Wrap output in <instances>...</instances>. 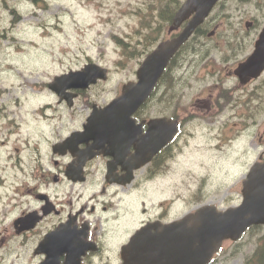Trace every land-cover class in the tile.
Here are the masks:
<instances>
[{"label":"rangeland","instance_id":"1","mask_svg":"<svg viewBox=\"0 0 264 264\" xmlns=\"http://www.w3.org/2000/svg\"><path fill=\"white\" fill-rule=\"evenodd\" d=\"M148 1L149 0H48L49 8H51L52 11L41 14L40 17H26L22 25H17L18 28H15L14 31L10 26L13 18L10 17L7 19L0 13V20L8 28L9 35H12L17 42L15 44L16 47L23 46L20 42L26 41H28L26 45H30L28 50L29 56H20L16 58V62L12 60L7 61L14 67V73L23 72L21 79L15 80L13 85L17 86V88L22 85L24 89H30L32 95H37L36 97H29L13 93L14 96L12 95L11 101L7 103V109L10 110L17 98L24 101L30 100L25 102L20 108H14L17 113V118L22 122H27L32 127L27 128L26 126L24 128L25 135L33 137L36 136L38 132H43L45 129L49 130V126L43 119L35 117L29 118L28 116L34 109V106L43 105L46 101L51 102L47 100L50 94L48 90L44 88V84L49 82V78L54 75L66 72L69 69H80L88 63L89 60H93L95 62L99 61V63L111 69L113 73L112 87H116L134 79L136 64L139 62L141 56L136 54L135 57L132 50L137 47L138 50L143 51L146 50L147 47L144 46V42L139 38L142 37L141 33L138 31L140 26L139 17L133 16L132 13L126 9L132 11L137 7L145 9ZM14 3L15 2H9V6ZM59 6L68 8L71 14L64 16V10H58ZM88 7H91V10L86 9ZM55 11L56 13H54ZM43 15H46L47 18H42ZM242 18L245 19L243 23H241ZM44 19L46 20L44 21ZM57 21H59L58 24L62 28V32L59 33V36L50 33L47 34L46 38L40 39L37 38L36 33L33 31L35 30L39 33L40 30L38 26L35 28L31 27L34 24H39L42 28L41 31L45 32L48 25H53V23ZM245 21H253L255 23V30L248 33L243 26ZM220 22L222 23L217 32L221 36L230 38L231 29H235L241 32L243 36H250V38H252L255 32L264 27V10H260L257 6H250L241 9L240 14H235V16L231 15L228 19H220L219 23ZM113 36H117L130 44L128 52L133 53L132 57L123 55V49L117 44ZM164 36L165 34L162 35V37ZM218 41L223 42L220 39ZM209 44H211V48H215L212 41H209ZM251 45L252 42L249 44L244 54L250 51ZM222 47L225 48V51L220 52L219 50L217 60L225 59L228 55L232 54L227 46ZM244 54L240 58H242ZM50 63L57 66V68L52 69ZM4 65L8 67L6 62ZM5 76L6 73L0 76V88H16L14 86H8L11 81ZM35 76L39 78L36 79ZM180 76L182 75L180 74ZM231 82L232 81H229L227 84H231ZM257 85L264 88V77L258 81ZM32 86H35L36 91L39 89V92H33L31 89ZM18 89L20 91V88ZM40 93H42V95H40ZM104 95L105 98L102 97L100 102H104L105 99L108 98V94L105 93ZM192 95L193 94H190L189 96ZM262 97H264L263 92ZM6 98V95L1 98L0 104H2L3 100ZM17 101L19 100L17 99ZM85 106L86 99H79L72 111L75 114L74 123L77 125L80 124L81 117L87 113L84 110ZM255 106L254 117L259 126L255 129L254 135L258 134L259 131H264V116L259 114V106L257 104H255ZM242 108L248 110L251 107L247 106V108ZM247 114L250 115V111H247ZM242 115L245 116L240 108L235 109L229 114L226 111L223 112L213 124L217 127L214 137H210L208 140H206L204 134L199 131L201 127L189 126L188 130L191 139L196 143L193 156L187 157L183 161L188 169H197L198 167L194 164L195 161H197L196 164L199 166V170L196 174L190 172L191 174L186 173L184 177H176L172 194L176 196L177 200H183V195L186 194L187 187H189L186 186L184 182L188 178H192V181L195 182L201 175L203 177H200L199 181H203L205 178L211 176L212 180L208 183L211 184V187L208 190L216 189L218 187L217 182L221 180L224 191L222 194L216 195L219 199L210 201L218 206H222L223 199L228 196V189L230 187L233 190L240 188V184H236L244 179L249 167L258 159L260 154L264 152L263 142L256 141L248 136L241 137V132L244 128ZM6 129V126L0 125V141H5L7 133L2 132ZM50 134L51 131L49 130L47 135L52 139ZM235 136H237L238 140L230 144L231 140L234 141L232 137ZM185 137L186 136H183L180 142L181 151L184 149L183 144ZM227 137L228 139L226 140ZM205 141H207L206 144H204ZM214 143L215 147L223 149L217 150L214 147ZM222 143L223 147L220 146ZM204 146L208 149L207 152L204 151ZM245 146L248 151L254 152L249 162L246 156H243L242 151L243 149L246 150ZM259 146L261 147L259 148ZM212 148L214 149L212 150ZM4 153L5 149L2 150L1 155L3 156ZM172 165L178 166L179 164L176 163V160H173ZM219 171H221L219 174L223 176L216 181V174L213 172L218 173ZM5 183L8 184V187L13 188L11 179H6ZM199 184L202 183L199 182ZM27 207L28 206L19 207L16 212L20 213ZM181 215H183V213L176 217H180Z\"/></svg>","mask_w":264,"mask_h":264},{"label":"water","instance_id":"2","mask_svg":"<svg viewBox=\"0 0 264 264\" xmlns=\"http://www.w3.org/2000/svg\"><path fill=\"white\" fill-rule=\"evenodd\" d=\"M217 0H190L184 12L188 14L196 11L197 16L186 27V30L177 39L165 45L160 52L148 63L146 71L149 80L145 83L152 82L160 72L161 62L167 58L172 52H175L179 46L189 37L195 27L200 24L204 17L208 14L211 7ZM184 19V13L179 14L177 21ZM261 44L259 49L262 48ZM264 56V49L259 55H255L251 59L250 66H255L260 71L264 68V62L261 59ZM157 62L159 66H157ZM151 78V79H150ZM244 202L241 207L221 216L214 224L207 226V247L200 250H194L183 256L175 257L174 264H206L216 252L222 241L227 238L237 240L243 232L251 225L264 224V164L256 165L249 176L248 181L244 184ZM214 227V231L212 230Z\"/></svg>","mask_w":264,"mask_h":264},{"label":"flooded vegetation","instance_id":"3","mask_svg":"<svg viewBox=\"0 0 264 264\" xmlns=\"http://www.w3.org/2000/svg\"><path fill=\"white\" fill-rule=\"evenodd\" d=\"M216 87H217L216 90L217 92L218 86ZM50 154L53 155L52 152H50ZM71 160L72 158L69 155L65 158H59L53 155V165L56 167L60 165V162L67 164ZM109 160L110 159H104L102 157L98 159V161L104 162L105 166ZM66 164H61L63 165V167L61 166L60 169L58 168L54 176H51L46 173L45 175H42L38 179L39 180L38 189H36L32 193L36 201L35 205L32 209H29L25 213H22V215L33 211V213H37V215L38 214L41 216L43 215V218L34 228L25 229L27 230V232H23L22 236L26 238L29 237V239L38 242L40 238H44V236L50 234L51 232L55 231L59 226L68 222L72 223V227L74 229L72 230L75 232L74 234L80 232V230H83V228L85 227L87 233V239L90 242L95 243L98 246V250L96 252L87 253V255L83 258L82 264H95V260L98 257H100L103 251L105 250L103 244L104 241L108 243L112 242V240H114L117 237V235L120 233L122 229V225H121L122 220H127V219L131 220L132 218L128 217L123 219L120 218L114 221H104L99 216L98 211H96L94 208L93 209H88L85 207L81 208L78 205L77 206L72 205L71 202H68L67 204L71 205L73 209L69 210L66 213L67 209L63 204L62 200H60L61 198L64 199L66 197L65 193L67 192L68 183L72 185V181H68V179L65 177ZM42 172L44 173L45 171L42 170ZM87 175L89 179L91 175L90 170H88ZM53 189H57V190L62 189V191L53 192ZM41 200H44V202H42ZM45 201L47 202L46 205H45ZM97 225H99L101 229H98ZM12 228L15 231L16 229L18 230L22 229L20 225L16 226L14 222L12 224ZM130 235L131 233L128 235V237ZM128 240L126 241V243L128 242ZM122 246L120 247L119 252L116 253V255L114 256L117 257V260L119 262L115 261L112 264H123V261L121 260ZM114 257L110 258L108 264L112 262V259ZM65 258L66 255H63L62 262H64Z\"/></svg>","mask_w":264,"mask_h":264},{"label":"trees","instance_id":"4","mask_svg":"<svg viewBox=\"0 0 264 264\" xmlns=\"http://www.w3.org/2000/svg\"><path fill=\"white\" fill-rule=\"evenodd\" d=\"M255 260L256 264H264V241H260L257 245Z\"/></svg>","mask_w":264,"mask_h":264}]
</instances>
